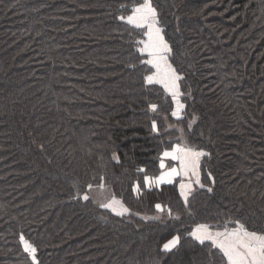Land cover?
<instances>
[{"label": "trees", "instance_id": "trees-1", "mask_svg": "<svg viewBox=\"0 0 264 264\" xmlns=\"http://www.w3.org/2000/svg\"><path fill=\"white\" fill-rule=\"evenodd\" d=\"M139 2L0 0V264H31L21 234L41 264H209L198 225L264 231V0H152L179 118L144 81L145 29L118 19ZM177 144L210 154L187 204L179 179L145 184L177 166L163 157Z\"/></svg>", "mask_w": 264, "mask_h": 264}, {"label": "snow or ice", "instance_id": "snow-or-ice-1", "mask_svg": "<svg viewBox=\"0 0 264 264\" xmlns=\"http://www.w3.org/2000/svg\"><path fill=\"white\" fill-rule=\"evenodd\" d=\"M118 19L126 21L127 24L132 25L134 28L145 29L143 34L146 39L137 42L141 45L138 47V51L142 56L146 55L148 57L147 60L141 62L150 65L154 71L146 75L144 81L148 85L160 84L163 86L164 90L176 102V110L172 112V115L179 118V114L184 109V105L178 101V97L182 94L179 82L183 79V76L169 63L172 47L164 38V29L160 26L157 8L153 5L152 0H141L131 9L130 15L127 17L119 16ZM150 107L152 111H156V105H150ZM192 122H195V118ZM152 127L153 130L156 129L155 122H153ZM189 127H191V124H189ZM209 155L203 150L194 149L186 144H177L171 151H165L163 157L178 161L179 169L173 167L167 172H162L154 179L146 177L145 184L149 186L152 184H172L176 176L182 175L188 178V182L179 184L180 196L187 204L192 184L195 183L201 188L204 187L200 183L201 158ZM113 158L115 159V157ZM160 166L164 168L163 160ZM209 178H211V173H209ZM100 179L103 181L104 177L101 176ZM99 187L103 189L104 184L101 183ZM139 187L137 185L133 190L139 191ZM88 189L91 191V184L88 185ZM207 190L212 192L213 189L209 187ZM82 198L85 201L89 200L87 194ZM117 204H120V202L113 197L108 203L103 204L102 207L112 210L116 215H124L129 211L122 204L120 205L122 210L116 211L115 206ZM155 207L158 212L164 210L161 204H156ZM168 215L171 216V210H169ZM230 223L234 225L232 229L225 227L224 231H218L213 230L211 225L201 224L191 233L193 239L201 245L209 242V264H215L217 257L221 264H264V231L250 230L239 218L231 220ZM19 241L31 264H41L37 246L25 240L23 234L20 235ZM178 243L179 237H175L164 245V251H171Z\"/></svg>", "mask_w": 264, "mask_h": 264}, {"label": "rangeland", "instance_id": "rangeland-1", "mask_svg": "<svg viewBox=\"0 0 264 264\" xmlns=\"http://www.w3.org/2000/svg\"><path fill=\"white\" fill-rule=\"evenodd\" d=\"M178 169H179V163H178ZM181 179V178H180ZM185 180V179H184ZM181 181H183L182 179H181ZM194 184V183H193ZM101 191H103V190H101ZM192 192V191H191ZM106 193V192H105ZM105 193L103 192H101V193H98L97 191H95V192H93V198L98 202V203H101V204H105V203H108L109 201H110V199L111 198H107L106 196H105ZM116 211H120V209H119V207H120V204H117L116 206Z\"/></svg>", "mask_w": 264, "mask_h": 264}, {"label": "crops", "instance_id": "crops-1", "mask_svg": "<svg viewBox=\"0 0 264 264\" xmlns=\"http://www.w3.org/2000/svg\"><path fill=\"white\" fill-rule=\"evenodd\" d=\"M169 63H170V61H169ZM167 159H170V158H167ZM176 163H177V166H176V168L178 169V161H176ZM170 169H164L162 172H167V171H169ZM183 180V181H181V179ZM176 179H179L180 180V183L181 182H184V183H187L188 182V178H186V177H184V176H182V175H178V176H176L175 178H174V180L173 181H175ZM185 179V180H184ZM195 184V183H194ZM194 184H192V190H193V186H194ZM161 185H163V184H161ZM191 190V191H192ZM119 209H120V211L122 210L121 209V207H119ZM222 231H224V230H222Z\"/></svg>", "mask_w": 264, "mask_h": 264}, {"label": "water", "instance_id": "water-1", "mask_svg": "<svg viewBox=\"0 0 264 264\" xmlns=\"http://www.w3.org/2000/svg\"><path fill=\"white\" fill-rule=\"evenodd\" d=\"M228 225H232V223H227V226H228Z\"/></svg>", "mask_w": 264, "mask_h": 264}]
</instances>
